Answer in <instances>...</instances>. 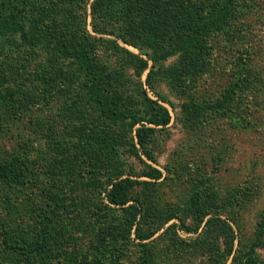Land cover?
<instances>
[{"label":"trees","instance_id":"16d2710c","mask_svg":"<svg viewBox=\"0 0 264 264\" xmlns=\"http://www.w3.org/2000/svg\"><path fill=\"white\" fill-rule=\"evenodd\" d=\"M77 1L0 0L1 123L14 120L10 115L16 109H30L32 105L22 102L37 100L33 89L29 88L35 82L42 84L44 97L45 94L51 95L59 85L60 93L65 96L60 110H75L72 121L80 122V128L76 129L77 146L87 142L95 147V165L88 171L89 176L78 178L70 175L57 191L53 186H40L36 180L26 176L27 159L23 154H11L8 159L0 160V186L9 187L16 199L15 193L20 185L38 190V194L32 192V203L29 200L31 204L24 207L28 211L27 221L14 222L0 217V227L6 231L5 236H0L3 242L0 264H63V253L67 260L64 264H124L132 246L136 248L138 264H150L148 244L154 230L144 228L145 223L139 221L142 208L132 192L139 185L147 186L162 177V171L145 163L141 155L153 161L152 138L168 125L171 116L167 107L159 102L164 99L161 94L157 93V99H151L144 90H140L141 75L150 67L145 82L153 89L152 80L156 75H164L162 70L182 77L201 69L205 56L210 55L208 50L213 49L211 44H207V39L225 30L235 12L234 0H91L90 26L97 34L92 35L85 18L84 4L88 0H81L79 7ZM69 4H75L74 8L70 9ZM103 39H106L105 45L121 55L133 69L138 82L135 87L139 88L136 99L126 100L123 96L124 70L100 68L95 60L93 47ZM119 41L135 48L138 53L121 46ZM38 52L43 53L41 60L33 63L29 56L34 59ZM6 57L18 61L15 65L21 72L17 71L15 79H7L12 62L5 61ZM172 57V65L161 69L163 63ZM72 65L74 68H70ZM43 66L48 68L43 70ZM38 68L40 73L35 74ZM16 89L22 92L21 95ZM233 94L234 90H227L213 105L187 103L182 108L194 114L210 110L223 115L231 110ZM90 119L92 131L88 130ZM48 130L51 143H64L59 139L56 127ZM123 154L144 163L145 167L138 175L131 172L123 174L125 168L120 158ZM59 162H49L48 173L56 175L55 163ZM103 167L107 172H101ZM196 200L192 202L191 209L201 224L204 215L200 216ZM20 204L18 201L14 206L20 207L21 211ZM68 206L73 207L66 214L73 225L62 223L59 218L58 210ZM172 218V214L167 215L165 222ZM81 221L92 226L98 223L100 228L89 261L69 257L79 248L80 237L75 232L81 234L86 228L81 227ZM259 225L253 245L238 249L230 264H264V259L259 258L255 251L263 239L264 218ZM182 227L187 231H197L196 228ZM203 227L221 241L223 254L215 253L217 245H204L203 240L197 246L204 248L194 253L211 251L213 261L220 260L224 264L233 252L235 237L232 226L218 215H210ZM20 232L19 237L12 236ZM60 235L69 239L67 243L72 249L66 248L58 254L52 245ZM202 236H205V231ZM50 254L54 259H48Z\"/></svg>","mask_w":264,"mask_h":264},{"label":"rangeland","instance_id":"374dc122","mask_svg":"<svg viewBox=\"0 0 264 264\" xmlns=\"http://www.w3.org/2000/svg\"><path fill=\"white\" fill-rule=\"evenodd\" d=\"M90 1L84 4L87 29L92 35H97L90 26ZM74 5L69 4L70 9ZM81 5V0H78L77 7ZM234 6V18L227 28L207 39V44H211L213 49L208 50L210 55L205 56L201 69L182 77L162 70L164 75H156V79L152 80L153 89L145 82L150 67L140 78V90H144L151 99H157L156 94H161L164 99L159 102L167 107L171 116L168 125L158 130L152 138L153 161L141 155L145 163L162 171V177L147 186L139 185L132 192L142 208L139 221L145 223L144 228L154 230L148 244L150 264H221L220 260L213 261L211 251L194 253L204 248L197 246L203 240L204 245H217L215 253L223 254L221 241L203 227L210 215H218L234 230L233 252L224 262L230 264L238 249L244 250L253 245L264 218V0H234ZM118 43L138 53L135 48L121 41ZM105 44L106 39H103L93 47L95 60L100 68L124 70L123 96L126 100L136 99L139 88L135 87L138 82L133 76V69L121 55ZM38 54L34 59L29 56V59L38 63L43 53ZM5 61L12 62L7 79H15V74L20 71L15 65L18 61L8 57ZM173 61L174 57L164 62L161 69L172 65ZM47 68L43 66V70ZM39 69L35 74L40 73L37 72ZM235 84L237 86L232 87ZM29 88L33 89L37 100L22 103L32 105L30 109H16L14 114L9 113L14 120L3 124L0 121V160L8 159L11 154H23L27 159L26 176L36 180L40 186H53L56 191L70 175L88 177V171L94 168L95 147L82 140L77 146L76 129L80 128V122L72 121L75 110H60L59 106L65 100L60 93L61 87L56 85L52 94H45V97L41 83L35 82ZM231 89L234 90L231 110L223 115L210 110L194 114L182 108L187 103L213 105L224 91ZM16 90L21 95L22 92ZM53 126L59 130V139L64 143L56 145L50 142L48 129ZM88 128L92 131L91 119ZM120 158L125 168L123 174L131 172L138 175L145 167L134 156L123 154ZM52 160H60L55 163L56 175L48 173V164ZM101 172H107V168H101ZM32 192L38 194L36 187L27 189L20 185L15 193L16 199L9 187L0 186V217L14 222L27 221L28 211L24 207L32 203ZM195 199L200 216L204 215L201 224H198L191 209ZM18 201L22 206L21 211L20 207L14 206ZM71 210L73 207L70 206L58 210L62 223L72 224L70 216L66 215ZM169 214L174 218L165 222ZM182 225L188 226L189 230L196 228L197 231H187ZM81 227H86L81 234L74 229L80 237L79 248L69 257L89 261L100 228L98 223L92 226L84 221H81ZM204 231L205 236H202ZM20 234L14 233L12 236L19 237ZM2 235L5 236L6 231L0 227ZM261 238L255 251L259 258L264 259V232ZM68 241L64 236H58V240L53 241V251L59 254L66 248L72 249ZM2 244L0 240V246ZM61 257L63 264L66 263L64 253ZM48 259H54L53 255L50 254ZM124 264H138L135 246L128 250Z\"/></svg>","mask_w":264,"mask_h":264}]
</instances>
